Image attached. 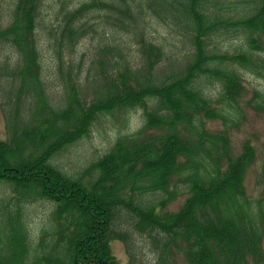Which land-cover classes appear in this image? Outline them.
I'll list each match as a JSON object with an SVG mask.
<instances>
[{
    "label": "trees",
    "instance_id": "obj_1",
    "mask_svg": "<svg viewBox=\"0 0 264 264\" xmlns=\"http://www.w3.org/2000/svg\"><path fill=\"white\" fill-rule=\"evenodd\" d=\"M225 1L88 0L65 11L59 30H49L63 88L61 100L53 103L36 36L43 0L14 1L11 21L2 27L0 20V40L10 42L17 53L13 67L0 65L12 87L5 104L12 107H3L5 137H0V264H121L112 241L128 247V233L117 227L123 208L134 215L138 232L162 244L156 264H164L170 244L190 264H264V143L257 168L262 187L252 199L245 185L259 156L252 139L246 137L234 153L227 129L206 126L214 119L233 123L229 109L246 89L244 72L264 78V0ZM234 1L249 4L240 17L211 16L213 4ZM95 7L114 26L140 36L146 17L153 15L189 50L162 77L156 69L166 57L161 43L150 38L137 42L142 56L135 68L125 42H104L97 48L99 66L88 83L93 88L88 98L64 56L84 38L89 25L83 18ZM219 26L238 30L244 48L213 53L210 40ZM205 77L220 84L217 96L205 92ZM253 93L248 105L264 111V94ZM25 98L30 107L21 114ZM136 109L142 114L141 128L118 135L84 170L86 180L54 163L61 151L88 137L100 117ZM145 130L151 135L140 138ZM179 185L187 193L185 200L177 210H165ZM149 191L165 196L143 204L141 195ZM36 201L51 204V226L33 245L24 205Z\"/></svg>",
    "mask_w": 264,
    "mask_h": 264
},
{
    "label": "rangeland",
    "instance_id": "obj_2",
    "mask_svg": "<svg viewBox=\"0 0 264 264\" xmlns=\"http://www.w3.org/2000/svg\"><path fill=\"white\" fill-rule=\"evenodd\" d=\"M15 0H0V20L1 26L8 25L11 21V12ZM88 0H43L37 18V45L40 53L42 65V76L47 85V91L50 93L52 103L60 101L63 96L62 83L57 70L58 60L52 47V40L49 30H59L61 19L65 11L72 10L79 6L82 2ZM232 0H226L229 2ZM79 4V5H78ZM248 2H231L230 5L213 4L210 7L211 16L217 19L233 18L236 19L244 14L243 11L248 7ZM83 18L88 20L89 28L84 38L77 44L72 53H66L64 56L65 64L71 63L78 75V80L85 88L86 97L91 98L93 88L88 86L89 81L93 79L99 64L96 63L98 56L97 48L104 42H125L128 59L133 67L140 64L142 54L138 51L141 39H153L161 43L164 51L170 55L163 57L157 65L158 74L166 75L170 73L175 66L179 65L183 60V55L189 48L184 42L179 41L170 29L164 26L153 15L146 17L144 34L140 36L135 33L129 34L127 30L114 26L109 18L105 16L104 10L99 7L91 9ZM108 20V21H107ZM109 35V37H108ZM107 37V39H105ZM139 44H138V43ZM240 47L244 48L242 34L233 28H225L219 26V29L210 40V48L213 53H233ZM17 53L10 42L0 40V65L7 63L8 68L13 67L16 63ZM115 68H117L115 66ZM158 75V77H160ZM164 77V76H162ZM242 77L245 81L246 89L242 98L229 109V113L233 123L225 124L220 119H214L206 122V126L213 130L227 129L232 143V151L239 152L241 143L246 137H250L258 151V159L255 164L248 170L245 179V185L250 198H258L261 191V184L257 183V175L261 163L264 143V111L251 108L247 101L254 98V89L260 90L264 94V78L258 77L256 74L244 72ZM208 80L207 77H205ZM10 75L2 73L0 69V137H5L6 123L3 113V107H12L5 105L8 100V93L11 89ZM205 92L211 96H217L220 84L216 80H208L203 83ZM25 97V95L23 96ZM29 98H25L21 106V111L26 113L30 107ZM56 104V103H55ZM141 111L130 110L121 114L115 112L113 114L100 117L92 127L88 137H83L73 145L61 151L55 158L54 163L68 175L82 178L86 180L88 175L84 170L90 163L103 155L106 150L114 143L120 134L131 135L141 128ZM125 122V123H122ZM151 131L145 130L140 134V138L151 135ZM258 168V170H257ZM179 185L175 198L168 202L164 207L165 210H177L185 200L187 193L180 190ZM7 199L11 194L1 187ZM165 195L161 191H149L141 195L143 204L158 203ZM50 208L48 201L30 202L24 205L26 213V226L29 231L30 239L33 245L38 240L42 230H50ZM117 227L121 232L128 233V247L125 243L115 239L112 241V249L116 258L121 264H156L158 261L159 247L162 245L157 243L153 237L147 232H138L134 228V215L127 208H123L119 212L117 219ZM51 236H48L49 239ZM158 240L163 241L164 238L159 234ZM164 264H190L184 256L181 249L170 244L164 252Z\"/></svg>",
    "mask_w": 264,
    "mask_h": 264
}]
</instances>
